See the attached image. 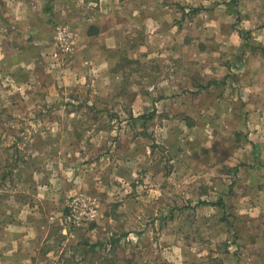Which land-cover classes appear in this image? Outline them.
Listing matches in <instances>:
<instances>
[{
	"label": "rangeland",
	"instance_id": "rangeland-1",
	"mask_svg": "<svg viewBox=\"0 0 264 264\" xmlns=\"http://www.w3.org/2000/svg\"><path fill=\"white\" fill-rule=\"evenodd\" d=\"M81 193L97 218L66 231ZM13 249L264 264V0H0V264Z\"/></svg>",
	"mask_w": 264,
	"mask_h": 264
},
{
	"label": "built area",
	"instance_id": "built-area-1",
	"mask_svg": "<svg viewBox=\"0 0 264 264\" xmlns=\"http://www.w3.org/2000/svg\"><path fill=\"white\" fill-rule=\"evenodd\" d=\"M56 37L64 50H69L72 47L73 32L59 28ZM66 207V213L60 219V225L66 231L79 230L97 218V204L95 200L85 194L81 193L69 198Z\"/></svg>",
	"mask_w": 264,
	"mask_h": 264
},
{
	"label": "crops",
	"instance_id": "crops-1",
	"mask_svg": "<svg viewBox=\"0 0 264 264\" xmlns=\"http://www.w3.org/2000/svg\"><path fill=\"white\" fill-rule=\"evenodd\" d=\"M92 34H95V32L92 33ZM38 215H39V212L36 211L35 212V227H37L39 225H42V224H46L45 222H41L40 220H38V218H37ZM17 226H18V224H17ZM39 227H41V226H39ZM20 234H21V232H16L15 233V236L16 235H18V236H16V237L14 236V238H15V241L14 242H19V243H24L25 242V240H20V238H19ZM46 234H47V232H46ZM36 239L38 241V238H35V248H36V244H37ZM3 242L4 241H2V243ZM31 242H33V241L31 240ZM12 251H15V252H12ZM12 251H10V253H6L5 252L6 253V254H4V260L5 261H7L8 259H12V260H15L16 261V264H25V260L26 259L27 260L30 259L31 258V255H32L31 253L24 252L23 250H20L19 251L18 249L17 250L13 249ZM39 254H40L39 251L35 249V255H39ZM11 263H13V262H11Z\"/></svg>",
	"mask_w": 264,
	"mask_h": 264
},
{
	"label": "trees",
	"instance_id": "trees-1",
	"mask_svg": "<svg viewBox=\"0 0 264 264\" xmlns=\"http://www.w3.org/2000/svg\"><path fill=\"white\" fill-rule=\"evenodd\" d=\"M95 32V31H94ZM94 32H92V33H94ZM92 33H90V34H92ZM142 117H145V116H142ZM205 203V202H204Z\"/></svg>",
	"mask_w": 264,
	"mask_h": 264
}]
</instances>
